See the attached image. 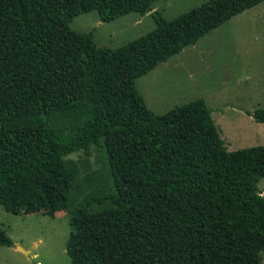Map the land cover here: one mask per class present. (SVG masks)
<instances>
[{
    "label": "trees",
    "instance_id": "trees-1",
    "mask_svg": "<svg viewBox=\"0 0 264 264\" xmlns=\"http://www.w3.org/2000/svg\"><path fill=\"white\" fill-rule=\"evenodd\" d=\"M155 1L0 0V204L54 217L77 172L67 156L102 137L115 190L71 217V264H260L264 144L228 150L202 98L152 112L135 79L263 0H206L171 19ZM91 10L156 25L98 47L69 26ZM251 115L264 123V108ZM70 117L81 121L52 124Z\"/></svg>",
    "mask_w": 264,
    "mask_h": 264
},
{
    "label": "rangeland",
    "instance_id": "rangeland-1",
    "mask_svg": "<svg viewBox=\"0 0 264 264\" xmlns=\"http://www.w3.org/2000/svg\"><path fill=\"white\" fill-rule=\"evenodd\" d=\"M204 1L156 0L152 7L171 19ZM155 25L149 13L130 12L102 21L96 10L75 16L69 24L75 31H93L95 44L107 48L120 47ZM135 87L156 114L202 98L228 150L264 144V123L251 115L256 108H264V0L137 77ZM80 121L70 117L52 124L57 129L72 128ZM67 158L77 172L66 209L51 217L26 213L24 206L12 213L0 204V232L12 241L10 246H0V264H71L66 253L71 217L79 208L92 212L109 205L97 201L115 190L103 138L87 152L77 151ZM257 185L264 195V177ZM260 264H264V253Z\"/></svg>",
    "mask_w": 264,
    "mask_h": 264
},
{
    "label": "crops",
    "instance_id": "crops-1",
    "mask_svg": "<svg viewBox=\"0 0 264 264\" xmlns=\"http://www.w3.org/2000/svg\"><path fill=\"white\" fill-rule=\"evenodd\" d=\"M141 16H142V15H141ZM220 138H221V137H220ZM221 139H222V138H221ZM222 141H223V140H222ZM223 144H224V141H223ZM225 147H226V146H225ZM58 212H59V211H58ZM58 212H56L55 215H57ZM27 251H28V253H29V250H27ZM33 256H37V253H33Z\"/></svg>",
    "mask_w": 264,
    "mask_h": 264
},
{
    "label": "water",
    "instance_id": "water-1",
    "mask_svg": "<svg viewBox=\"0 0 264 264\" xmlns=\"http://www.w3.org/2000/svg\"><path fill=\"white\" fill-rule=\"evenodd\" d=\"M18 248L20 249V250H22L23 252H25L26 254L28 253V251L27 250H24L23 248H21L20 246H18Z\"/></svg>",
    "mask_w": 264,
    "mask_h": 264
}]
</instances>
